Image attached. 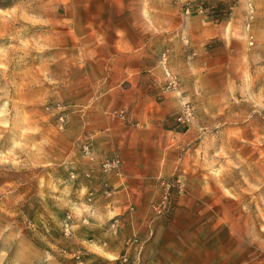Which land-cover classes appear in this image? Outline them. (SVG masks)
I'll return each mask as SVG.
<instances>
[{"label":"rangeland","instance_id":"1","mask_svg":"<svg viewBox=\"0 0 264 264\" xmlns=\"http://www.w3.org/2000/svg\"><path fill=\"white\" fill-rule=\"evenodd\" d=\"M241 3L224 53L192 45L200 0H0V264H264V0Z\"/></svg>","mask_w":264,"mask_h":264},{"label":"crops","instance_id":"2","mask_svg":"<svg viewBox=\"0 0 264 264\" xmlns=\"http://www.w3.org/2000/svg\"><path fill=\"white\" fill-rule=\"evenodd\" d=\"M241 2L242 0H200V3L205 5V10H210V12L198 13L191 19V22L195 24V28L190 31L193 37L192 45L195 49L216 42L219 45L223 44L224 53L228 50L241 48L240 24L243 19V4ZM218 53L214 52L215 55ZM133 216L134 213L128 210L125 217H122L121 223L117 225V231H115L117 240H125L126 237L132 236L135 230L139 228V222ZM94 223L93 225H96Z\"/></svg>","mask_w":264,"mask_h":264},{"label":"built area","instance_id":"3","mask_svg":"<svg viewBox=\"0 0 264 264\" xmlns=\"http://www.w3.org/2000/svg\"><path fill=\"white\" fill-rule=\"evenodd\" d=\"M181 1L184 2V3H186V4H189V1H191V0H181ZM189 11H190V7H187L186 12L189 13ZM120 164H121L120 163V160L117 159V158L107 159L104 162V168L106 170H109V169H112V168H118L120 166ZM67 232L70 233L71 230L70 229H67Z\"/></svg>","mask_w":264,"mask_h":264}]
</instances>
